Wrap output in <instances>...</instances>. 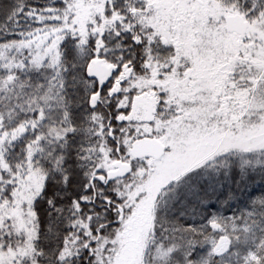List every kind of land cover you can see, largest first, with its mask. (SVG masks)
<instances>
[{
    "label": "snow or ice",
    "instance_id": "snow-or-ice-1",
    "mask_svg": "<svg viewBox=\"0 0 264 264\" xmlns=\"http://www.w3.org/2000/svg\"><path fill=\"white\" fill-rule=\"evenodd\" d=\"M0 264H264V0H0Z\"/></svg>",
    "mask_w": 264,
    "mask_h": 264
}]
</instances>
